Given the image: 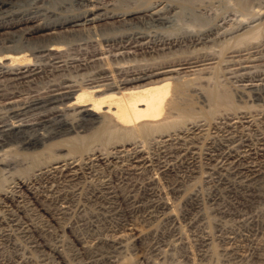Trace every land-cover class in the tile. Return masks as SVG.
<instances>
[{
  "label": "bare ground",
  "instance_id": "obj_1",
  "mask_svg": "<svg viewBox=\"0 0 264 264\" xmlns=\"http://www.w3.org/2000/svg\"><path fill=\"white\" fill-rule=\"evenodd\" d=\"M32 1L38 2L0 0V76L6 79H0V98L21 104L18 109L54 103L53 111L33 122L0 121V169L21 156L37 167L43 155L53 162L15 188L3 189L2 202L10 200L14 208L0 206V264H264V120L225 108L218 95L206 96L204 86L193 82L216 64L227 73L262 63L255 51L260 42L246 39L223 54L212 51L211 45L221 43L218 17L203 23L201 31L168 42L170 47H203L196 54L142 69L107 64L98 79L82 84L64 76L49 82L47 93L25 98L24 87L51 81L62 69L55 53L70 36L83 39L92 31L101 41L107 28L136 25L124 35L135 47L153 27H174L181 18L196 26L195 15L213 19L217 11L201 1L132 0L131 6L127 0L124 4L132 8L124 12L106 0H40L53 10L64 3L84 7L43 20L42 2L21 11ZM232 2L233 12L249 20L248 2L258 6V13L264 11V0ZM45 54L52 59L49 68L31 61ZM242 79L237 88H257L251 76ZM191 101L200 103L201 115ZM209 101L217 110L224 107L215 118L213 110L212 117L203 115L206 109L201 112ZM14 143L22 151H4ZM97 145L111 149L103 152Z\"/></svg>",
  "mask_w": 264,
  "mask_h": 264
},
{
  "label": "rangeland",
  "instance_id": "obj_2",
  "mask_svg": "<svg viewBox=\"0 0 264 264\" xmlns=\"http://www.w3.org/2000/svg\"><path fill=\"white\" fill-rule=\"evenodd\" d=\"M106 1L107 2H111V3L114 2L113 3L114 4L113 7L114 8L116 7L115 9H117V10H120V8H121V10L124 11V12L130 11V10H128L130 5L127 6L126 4H124V2L127 1V0H124V1L123 0H119V1L118 0H106ZM106 1L103 0V2H106ZM128 1L131 3V6L135 5L134 1H132V0H128ZM157 1L158 0H147V4H153V3L157 2ZM178 1L184 2V3H187V4L199 3V1H201V2H204V3L212 5V7H213L212 11L213 10L215 11V9L217 11H215V13L214 12L212 13L213 15L215 14L213 19H212V17L211 18H204V17H200V16L196 17V15H195L196 19L194 21L195 22L194 25L196 24V26H193L192 23H191V26H188L190 24L186 23L184 21V19L181 18L180 20H182V19L183 20L182 21L179 20V24L173 25L174 27H172V26L153 27L152 28L153 30L151 29L152 31H150V36H148L149 38L147 37V39L144 40V43L139 44V45H141V47L139 45H138L139 47L137 45H135V47H132L131 45L128 44V42L130 40H127L126 37H124V35H126V34L128 35V31L131 30V28L136 27V25H133V26L130 25L129 26V24H127V25L124 26V25H120L119 24L120 21H116L115 22L116 25H120L119 27H117V28L115 27V29L107 28L106 30H104V35H102L103 37L101 36V39H102L101 41L99 40L100 39L99 38L100 35H98L96 37L93 34L92 31H90V32L88 31L89 34L91 33V39L89 38L90 37L89 34H85L84 35L85 37L83 39H79V37H77V36H74V37L71 38V36H70V39H68L69 41H67V44L66 43H65L66 45L63 44L62 49H64V50L60 49L59 51H57V53H55V55L58 56L56 59L60 60V64H61L62 69L59 70V71L57 70V73L55 71L54 75H51V78H52L51 81L47 82V81L43 80V83L41 81L34 87H31V88H29L27 86H26V88L24 87L23 90L26 91V92H24V95L25 94L28 95V96H30V94L31 95L34 94L32 96H38L40 94L43 95V94L47 93V91H48L47 89H49L51 87L50 83L59 82L60 80H64L65 77H66V79H68L69 77L72 80L75 79L78 83L79 82H83L82 84L86 83L87 81L90 82L92 79H98L99 76L104 75L101 71L106 68L107 64L108 65L110 64L109 67L111 66L112 68H113V65H114V67L116 69H118V67H119V69L121 68L120 70H124V69L127 70V67L129 69H135V68L136 69H142V68H146V67L150 68L151 66L153 67V66H155V64L157 65V63L159 64V62H162L164 60L170 59L172 57L174 58V57H179V56L188 55V54H196V53H198L200 51L201 48H202L201 50H203V47H201V48L200 47L199 48L196 47L195 50H194V47L192 48L191 46L190 47L189 46H183V47L173 46V47H170L168 42L174 40L175 38H180L181 35L183 36L185 34H190V33L196 32V31L199 32V30L201 31L204 27H206L204 24L208 25V23L209 24L212 23L214 21V19L218 18V17H219V19L218 20L216 19V21H218V24H220V25L217 26V31L219 30V28H220L221 31L219 30L217 32L218 36H217L216 39L218 41H220L221 43H219V42L217 43L216 42L215 46H214V44L211 45L215 50H212L213 48L211 49V46L206 47L207 49L209 48L212 51H215L217 53L221 52L223 54V50L225 51L226 49H228L230 46H232L233 43L235 44V45L233 44V47H235L237 45L244 44L242 40L248 39V40H251L252 42L255 41L258 44L260 42V44H259L260 47L258 46L255 51L257 52V54L259 56L262 55L260 62H262V60L264 62V58H263V56H264L263 55L264 54V42L261 43V41L264 40V36H263L264 34L261 35L262 33H264V28H263L264 21L261 20V19H264V15H263L264 11L262 13L259 12L260 13L259 14L258 13L259 10L257 8L258 6H256V7L255 6H249L250 3L248 2L249 5L247 4L248 5L247 8L250 10L248 12H251L250 13L251 16L252 15L254 16V18H253V16L251 17L252 21H250L251 19L249 20V18H250L249 15H247L249 18H246V16L242 15L238 11H234L235 13L233 12V7L231 6V3L233 5L235 4V3L232 2L233 0L232 1L230 0V2H231L230 4H228V2H229L228 0L227 1L224 0L223 1L224 3L222 2V0L221 1L220 0H212V1H210V0H206V1L205 0H178ZM41 2L42 1L38 0V2H35V1L33 2L32 1V2L27 3V4L24 3L20 7L21 11H27L33 4H36V3L40 4ZM234 2H235V0H234ZM41 4H40L42 6L41 7L42 8L41 11H43V12L40 11L39 13H41V15L39 14V16L41 17L43 15L41 17L43 20H45V19L46 20L60 19V18H62V16H64V13L68 14V15H71V14H74V13H78V12H80V11H82L84 9V7H82V6H79V8H78V5H75L76 8H74L75 6H71L70 7L69 3H66V5L68 6L67 7V6H65V3H64L62 5H64L65 7L60 5L58 8H54L56 10L55 11V10H53V8L50 5H48V4L44 3V2H42ZM43 4H45V6ZM46 5H48V7ZM253 7H255L254 9H256L257 11L254 10ZM130 8H132V7H130ZM58 9H59V11H58ZM60 11H61V13H60ZM63 11H64V13H63ZM66 11H68V12H66ZM216 12H218V13H216ZM236 12H238L239 14L238 13L236 14ZM48 13H49V15H48ZM232 13H234V14H232ZM219 14L221 15V17H220ZM227 15H228V17H227ZM256 15H257V17H256ZM259 18H261V19H259ZM220 19H221V21H220ZM242 19H246V20L244 21ZM254 20H256L257 22L254 21ZM260 20L263 21V23ZM244 22L246 23V25H245ZM250 22L252 23L251 25H250ZM256 23H258L259 25L256 24ZM111 24H112L111 22L105 23V25H107V26H109ZM186 24H188V25H186ZM255 24L258 25V26H260V24H261V26L259 28H258V26L255 27ZM247 25L252 27L253 29L249 28ZM243 26L246 27L245 28L246 31H245ZM61 31H64V30L62 29ZM156 31H158V32H156ZM244 32H246V33H244ZM151 33H153V34H151ZM237 33L241 34L242 38H241V35H239V34L237 35ZM87 36H89V37H87ZM92 36H94V37H92ZM251 37H252V39H250ZM260 37H261L262 40L260 39ZM93 38H95L97 41L95 39H93ZM121 38H123V39L120 40ZM78 40H81V41H78ZM117 40H118V42H117ZM148 40L149 41L150 40L154 41V44L152 42H149ZM224 40H225V43H224ZM258 40H260V41H258ZM39 42H43V41H39ZM39 42L32 43V46H34L35 44H37ZM145 42H148V43H145ZM237 42H239V44ZM158 43H160V44H158ZM125 44H126V46H125ZM152 44H153V46H152ZM160 46H162V47H160ZM2 47H3V42H1V44H0V50L2 49ZM143 47H145V48H143ZM149 47H151V48H149ZM152 47H153V51H151ZM158 47H160V48H158ZM168 47H169L170 50L171 49L172 50L170 51L169 49H167ZM175 47H177V48H175ZM156 48H158V49H156ZM206 48H204V49H206ZM260 48H261V50H260ZM197 50H199V51H197ZM33 59L37 61V62L35 61L36 63H39L40 65H42L45 68H49L50 65H51V62H52L51 57L49 55H46V54L45 55H37V57L34 56V58H32L31 61H34ZM263 62L262 63H257L256 65H254L253 67H250V68L235 69L234 71L232 70L231 72L229 71L227 73H226V71H223L220 68L221 66L219 64H216L218 66L216 67V65H215L213 67V69L210 68L208 70L209 72L207 71L206 73H202V75L201 74L195 75L194 78H193V82L201 83V86L202 85L204 86L203 88L205 90L204 89L203 90H204V93L206 94V96H208V95H212V96L213 95H218L220 100L222 99L221 101L223 102L225 108L239 109V110L242 109V110H244L247 113L248 112H250L251 114L253 113V115L256 116V117L257 116L258 117L261 116V118H257V119H260V120L263 119L264 120V99H262V101H261V99L258 98L259 94L264 95V71H263L264 70V63ZM83 63H84V65H82ZM62 64L63 65L66 64V65H64L65 67ZM115 68H113V69H115ZM241 70H242V72H241ZM96 72L99 73V74H97ZM233 72H235V73H233ZM229 73H230V75H229ZM221 74H223V75H221ZM198 76H199V78H198ZM250 76L253 78L252 79L253 82L255 81V82L258 83L257 84V88L253 89L254 92L251 89H249L250 90L249 91L247 88H245L244 90L241 89V87L237 88V86H239L240 83L245 82L242 78H250ZM92 77H94V78H92ZM203 77H205V79ZM88 78H91V80L88 79ZM0 79H1V81L2 80L3 81L6 80V79L3 78V76H0ZM256 79H257V81H256ZM247 81H249V80H247ZM47 84H48V87H47ZM37 87L40 88V89H37ZM262 87H263V89H262ZM35 90H39L38 94H37V91H35ZM41 90H44V91L42 92ZM238 91H240V93H242V94H240ZM258 91H259V93H258ZM248 92H249V94H248ZM256 94H258V95H256ZM26 95H25V98H29V97H26ZM242 95H244V96H242ZM1 101H2V98H0V121H13V120H21V119H23L25 121H30V122L37 121L43 115H51L50 113H52V111H53L52 110L53 109L52 105H54V103H46V104H42V105L40 103V105L35 104V106L34 105L29 106V107H27L28 109L27 108L18 109V107L22 106L21 104H18L15 107L16 104L12 105V104H9L8 102L4 101V100L2 101L3 103ZM192 103L194 104L193 107H195L196 110H197L196 111L197 113H195V114L198 115L200 113V111H199L200 109L198 107V104H200V103L197 102L198 103L197 104L196 101H195V103H194V101L193 102L191 101V104ZM207 103L209 105H211V106L213 105V103L211 101H209ZM208 104L205 105L206 108L201 110V112H203L205 109L208 110V111L209 110H211V111L213 110L212 114L213 113L215 114V115L213 114V118H215L217 113L219 114L221 111L224 110V107H222L223 109L221 108V109L217 110L218 108H214L215 107L214 105L212 106L213 109L211 108V106L208 108L207 107ZM9 105H11V106H9ZM50 105H51V108H50ZM226 105H228V106L226 107ZM214 110H215L216 113L214 112ZM13 111H15V112H13ZM208 111L203 112V115L206 114L205 116L209 117V113L211 111H209V112ZM206 112H208V113H206ZM201 114L202 113H200L199 115H201ZM212 114L210 113V117H212ZM70 116L72 117L74 115H70ZM137 143L140 144L141 142H137ZM137 143H133V144L135 145ZM61 144L63 146H66V148L68 147L67 145H65L66 143L63 144L61 142ZM133 144H131V145L128 144V147L134 146ZM11 145H12V147L9 148V146H11ZM11 145H8V146L4 147V148H6V150H4V151L5 152L7 150H10V151L11 150L12 151L20 150V151H22V148H21L22 146L19 143H14V144H11ZM98 145H97V147L102 146V147H100V150L104 147V145H100V146H98ZM110 149H111V147L109 148V145H108L105 149H103L101 151H103V152L106 151L107 152ZM1 151L3 152V150H1ZM66 151L67 150L64 149L63 151H60V152L63 153V152H66ZM19 156H21V155H19ZM41 157L42 158H40L41 160H40V164H39L38 167L32 162L31 159H29L30 157L26 158V156H24V157L21 156V157L17 158V160H16L17 162L13 161L10 164L5 165V167L3 166L4 168L2 167V170L0 169V188H2L1 189L2 192L0 190V192H1L0 193V195H1L0 196V206L7 205L6 207L14 208L13 203L10 202V200H6L5 202H2L3 201L2 197H3L4 190H11L12 188H15L16 186H18L20 184V182L22 180H28L29 177L31 176V174L33 173V171L34 172L38 171L39 169H37V168H39L40 166L49 167L50 164L53 162V160H51L50 157H47V155H43Z\"/></svg>",
  "mask_w": 264,
  "mask_h": 264
}]
</instances>
